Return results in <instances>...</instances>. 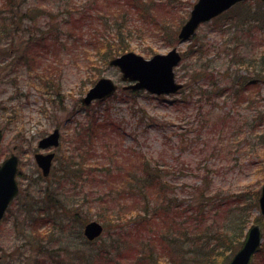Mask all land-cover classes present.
Segmentation results:
<instances>
[{
    "label": "trees",
    "instance_id": "obj_1",
    "mask_svg": "<svg viewBox=\"0 0 264 264\" xmlns=\"http://www.w3.org/2000/svg\"><path fill=\"white\" fill-rule=\"evenodd\" d=\"M96 1L97 4L93 3L91 8L76 3V0L71 3L54 1L53 10L57 15L51 13L52 18L72 26L66 38L55 31L60 28H55L49 18V24L42 26L51 30L49 33L37 27L41 22L40 16L20 19V13L16 11H21V8L15 7L14 0L9 1L0 11V46L3 42L12 46L18 43L17 48L23 51L24 57L17 64L29 72L40 62L42 55L36 49L41 48L50 55L56 52V48L75 54L83 52L81 55L87 71L100 72V63L107 66L111 58L132 48L130 36L146 39L151 33L167 28L170 38L176 37L179 26L188 16L179 10L177 20L171 18L172 9H178L173 0ZM252 2L260 14L252 11V3L247 1L214 20L227 19L218 32L228 38L224 52L229 60L222 64L209 61L206 57L211 54L210 45L199 43L198 49L194 50L198 53L199 63L190 75L193 83H185L181 90V94L188 91L189 98L172 101L176 107L182 106L196 115L195 139L192 140L194 150L200 149L209 155V159L227 150L230 156L228 173L249 171L252 174L244 190L216 188L215 179L223 175V167L218 163L189 167L186 177L192 178L190 182L183 181L182 177L175 178L179 172H171L165 163L159 164L155 154L145 153L142 149L136 153L137 147L123 146L118 138L126 136L125 129L107 114L103 119L93 117L90 129L77 149V157L63 154L62 162H74L73 169L68 168L69 164L60 169L61 189L55 188V192L46 195L44 204L48 206L43 207L40 202L34 205L31 215L42 219L43 224L51 217L55 206L68 210L66 204L70 202L74 206L84 205L86 224L90 221V211L94 209L96 217L105 225L107 238L102 243L109 247L108 251L100 254L110 257V261L106 258L109 262L123 249L125 235L131 233L128 226L140 224L139 230L144 232L146 225L145 253L137 254L136 264H227L252 223H260L264 229V218L254 217L264 182V3ZM118 5L122 12L113 11ZM38 7V4L30 6L26 12ZM65 11H69L68 16L64 15ZM173 21H176L175 26H171ZM95 22L102 31L93 33L94 40L79 46L75 42V45L65 42L79 40L84 36L85 27H92ZM258 34L260 51L254 42ZM49 37L53 39L51 43L48 42ZM93 51L99 59L94 55L89 59ZM191 55L186 53L184 59L188 60ZM8 58H13V55L9 53ZM53 59L52 63L56 65L57 58ZM51 65L46 67L47 71ZM54 88H58L56 84ZM223 106L228 107L231 113L224 125L223 117L218 115ZM102 139L105 142L99 144ZM126 162L128 168L124 166ZM178 179L182 181L176 183ZM88 181L91 184L84 183ZM196 182H200L196 187L188 185ZM68 185L74 191H79V186L83 193L87 191L80 197L84 200L75 199L76 195L67 192ZM90 196H96L94 206L89 201L93 199ZM76 217L81 222L80 216ZM111 223L114 224L113 230L117 228L116 235L108 237ZM36 228L38 230L42 226L36 225ZM62 252H65L64 248ZM81 259L88 264L100 260L105 262L99 254ZM256 261V264H264V243Z\"/></svg>",
    "mask_w": 264,
    "mask_h": 264
},
{
    "label": "rangeland",
    "instance_id": "obj_2",
    "mask_svg": "<svg viewBox=\"0 0 264 264\" xmlns=\"http://www.w3.org/2000/svg\"><path fill=\"white\" fill-rule=\"evenodd\" d=\"M9 1L13 0H0V11L8 5ZM54 1L61 0H14L15 7L17 9L18 7L21 8V11L19 9L16 11V13L19 11L20 19L29 20L35 18V16H40L41 22L37 27H41L43 31L49 33L51 30L43 28L49 24V21H47V18H49L50 23L55 24V28L61 29L55 31L62 33V37L66 38L72 26H66L60 23L57 18H52L51 13L54 16L57 15L56 10H53L55 8ZM73 1L75 0H63L64 3ZM173 1L178 9H172L171 18L177 20L176 14L179 10L188 14L187 18H189L191 4H193L192 0ZM252 1L254 0H251L252 11L259 13ZM76 3L85 4L91 8L93 3L97 4V1L76 0ZM35 4L39 6L36 10L26 12L30 6ZM113 9L117 13L123 10L119 5L116 9L115 7ZM9 10L7 8L8 13ZM17 20L18 16H16L15 22ZM213 21L201 25L194 38L182 43L178 40V36L170 38L167 28H164L163 31L151 33L146 39L145 37L140 39L136 35L130 36L131 50L146 59H150L157 54H167L175 47L182 55H186L188 52L189 55L192 53L188 60L183 59L181 65L176 69V75L177 81L184 85L187 82L193 83L190 75L191 70L199 63L197 61L198 53L194 52L195 49H198L199 43L210 45L211 54L206 57L209 61L222 64L229 60L224 52L228 38L223 37L218 32L221 24L226 22L227 19L220 22ZM175 25L176 21H173L171 26ZM83 30L84 28L82 32ZM95 31H102L97 22L94 23L93 27L88 25L83 32L84 36L79 40L70 42V39L65 42L72 45H75L73 44L75 42L78 44L76 46L85 45L86 41L91 42V40H94L93 33ZM256 38L254 42H257L256 46L260 51V34ZM17 45L18 43L10 48L3 42L0 46V128L4 131L0 163L12 153L20 157V175L18 179L22 189L21 196L11 205L1 222L0 264H83L84 261L81 257L89 258L97 254L103 257L105 262L100 260L95 261L94 264H134L136 252L131 247L137 245V242L133 239L143 234L139 230L140 224L128 226L131 233L127 232L125 235V246L115 253V257L109 262L108 258L110 257L107 258L100 254H104L109 249L106 246L107 244L102 243L103 239L107 238L106 234L95 243H88L84 238L83 215L86 211L84 206H74L67 202V212L62 208H58L52 211L51 217L43 224L42 219H37V217L31 215L33 206L38 202L43 207L48 206V204H44L48 191H55V187L61 189L59 185L60 169L62 167L65 169V165L68 164V168L73 169L74 164V162H62L63 152L70 154L73 158L76 157L74 147L87 135L90 123L94 120L93 117L103 119V115L105 117L109 114L113 119L118 120L121 127L125 129L126 135L119 137L118 141L129 148L137 147L135 149L136 153L142 149L145 153L155 154L159 164L165 163L168 168L170 167L171 172H179V175L177 174L176 177L171 176V178L182 177L183 181L190 182L192 178L186 177L190 171L189 167H196L200 163H203V165L218 163L219 167H223L221 170L223 175L215 179L214 185L216 188L224 189L225 187L229 190L233 187L235 191L239 192L244 190L251 181L252 174L249 171L233 172L232 174L230 171L228 173V159L230 156L227 150L223 151L222 155L209 159V155L203 154L200 149H198L199 152L193 149L195 113L191 111L186 113L182 107L179 111L177 107L169 103L174 99H188L190 95L188 91L183 94L180 91L173 96L161 97L145 91H141L138 95H132L122 89V86L127 84L121 82L122 73L118 68L100 63V72L98 70L87 71L85 61L83 62L84 56L81 55L83 52L75 54L59 48H56L54 50L56 52L51 55L43 52L42 48L36 49L40 50L42 58L40 62H37V66L29 72L25 67L17 64V61L13 58H10L11 61L5 59L9 53L17 49ZM93 55L95 59L98 58L93 51L90 60ZM53 58H57L58 63L56 65L53 63L51 65V62L54 61ZM48 65L51 66H49L50 70L47 71L46 67ZM95 67L98 69V66ZM223 68L225 70L227 65ZM187 71L190 72L187 74ZM101 78H108L119 84V91L114 96L101 102L93 103L90 106L82 105V98ZM55 84L58 87L56 89L54 88ZM218 115L223 117L222 124L224 125L229 121L231 113L228 107L223 106L218 110ZM211 116L212 113L208 118L211 119ZM57 128L61 130V145L55 150L58 159L54 163L52 176L44 179L36 164L34 155L40 151L38 149L39 140ZM104 142L105 140L102 139L99 144ZM216 143L218 142L216 141ZM219 147L221 148V144H219ZM124 166L128 168V163L126 162ZM181 179L176 180V183L181 182ZM84 183L91 184L89 181ZM199 183L188 185L196 187ZM94 184L96 185V183ZM80 185L84 186L83 183ZM49 186L51 187L49 188ZM70 187L73 189L72 186L68 185L67 192L70 191L71 194L76 195L75 199L84 200L80 197L87 191L83 193L80 186L78 187L79 191L78 189L74 191ZM255 214H259V211L255 210ZM76 215L80 216L81 222L77 220L79 217H76ZM89 216L90 221L102 222L99 217H96L94 209L90 211ZM128 224H130L129 221ZM36 225L42 226L41 229H38L39 232H37ZM109 225L111 231L108 237L116 235L117 228L113 230L114 224ZM145 237L146 225L142 240H145ZM63 248L66 253L62 252ZM74 250L76 251L75 256L70 257L69 252ZM78 257H80L79 261Z\"/></svg>",
    "mask_w": 264,
    "mask_h": 264
},
{
    "label": "water",
    "instance_id": "obj_3",
    "mask_svg": "<svg viewBox=\"0 0 264 264\" xmlns=\"http://www.w3.org/2000/svg\"><path fill=\"white\" fill-rule=\"evenodd\" d=\"M247 0H198L194 5L190 18L180 29L178 38L181 42L189 40L195 35L202 23L209 22L219 17L238 3ZM264 2V0H259ZM182 55L177 48H173L167 54H157L152 60H145L143 57L128 53L122 57L110 61V66L119 67L121 80L129 85L124 90L145 89L155 95L177 94L183 84L176 80L175 69L181 64ZM130 82H137L130 84ZM118 90V85L108 78H102L92 87L83 99L85 105H90L95 100L105 99L112 96ZM3 131L0 129V144L3 139ZM60 133L55 130L45 137L40 145L42 147L58 146ZM55 154L40 155L39 163L43 168L44 175L50 172ZM18 171V158L12 156L0 167V222L4 218L7 209L19 195V188L15 181ZM259 208L264 215V186L261 189ZM104 233V226L98 221H91L84 227V235L89 241H95ZM263 232L259 224H253L247 231L246 238L241 249L235 254L229 264H251L254 254L262 245Z\"/></svg>",
    "mask_w": 264,
    "mask_h": 264
},
{
    "label": "bare ground",
    "instance_id": "obj_4",
    "mask_svg": "<svg viewBox=\"0 0 264 264\" xmlns=\"http://www.w3.org/2000/svg\"><path fill=\"white\" fill-rule=\"evenodd\" d=\"M64 15H69V11H65V14ZM93 27V26H92ZM87 28V26L85 27V29ZM100 28H101V26H100ZM95 32H97V31H95ZM52 38L51 37H49V43H51L52 42ZM6 46H9L10 48L11 47H13L12 45H6ZM132 48H130L129 50H125V51H123V52H121V53H119L116 57L118 58V57H122V56H124V55H126V54H128V53H135V52H133V50H131ZM61 50V49H60ZM11 54L13 55V58H14V60H16V61H20V60H22V58L24 57V55H23V51H21V50H19L18 48L17 49H14L12 52H11ZM135 54H137V53H135ZM137 55H139V54H137ZM139 56H141V55H139ZM141 57H143V56H141ZM154 57V56H153ZM153 57L152 58H150V59H146L145 57H143L145 60H152L153 59ZM6 59V61H10V59L8 58V56L5 58ZM1 62V61H0ZM1 64H3V63H1ZM175 76H176V80H177V75H176V72H175ZM100 80V79H99ZM99 80L93 85V87L99 82ZM137 82H130V84H136ZM141 91H145L146 92V90L145 89H141V90H133V89H129V90H127V92L130 94H136V95H138V94H140L141 93ZM138 92V93H137ZM156 96H158V97H161V96H173V94L172 95H156ZM49 100H51V99H49ZM104 99H100L99 100V102H101V101H103ZM52 101V100H51ZM53 102V101H52ZM169 103L170 104H173L172 103V101H169ZM173 106H175L174 104H173ZM176 107V106H175ZM182 106H180V107H177L178 108V110L180 111V108H181ZM182 109L186 112V113H188L189 111H186V109L184 108V107H182ZM196 122V121H195ZM4 139V138H3ZM3 139H2V142H3ZM44 138H41L40 140H39V142H38V149L40 150L39 152H36L35 153V155H34V157H35V161H36V164H37V166H38V168H39V170L41 171V174H42V176H43V178L44 179H48V178H50L51 176H52V174H53V171H54V163L57 161V159H58V156H57V152L55 151V150H57L59 147H60V145H61V143L58 145V146H49V147H42L41 145H40V143H41V141L43 140ZM2 142H1V144H0V154H1V150H2ZM80 146H81V142H79L75 147H74V153L76 154V157H77V149H79L80 148ZM51 154H55V157H54V159H53V161H52V165H51V169H50V172H49V174L47 175V176H45L44 175V171H43V168L41 167V165H40V163H39V156L40 155H43V156H47V155H51ZM63 154H64V152H63ZM66 154V153H65ZM16 156L17 158H18V166L20 165V157L17 155V154H15V153H12V154H10V156L9 157H7L5 160H3L1 163H0V167H2L3 166V163L7 160V159H9V158H11L12 156ZM67 156H70V154H66ZM71 157V156H70ZM56 170V169H55ZM19 175H20V171H19V169H18V171H17V173H16V176H15V181H16V183H17V185H18V188H19V192H20V196H21V194H22V189H21V186H20V183H19ZM264 186V182H263V184L261 185V187H260V195H261V189H262V187ZM51 186H49V188H50ZM56 188V187H55ZM53 192H55V191H53ZM48 193H51L50 191H48ZM48 193H46V194H48ZM260 195H259V198H260ZM90 197H92L93 199H89V201H91L92 203H93V206L95 205V202H94V199H95V197L96 196H90ZM259 198H258V203H259ZM82 206H84V205H82ZM67 207V206H66ZM58 208H61L60 206H55V208H53L52 209V211H55V210H57ZM65 212H67L68 210H65L64 208H62ZM68 209V208H67ZM52 211H51V213H52ZM257 211H259V214H255V212H254V217H264V215L261 213V211H260V208H258V210ZM96 213H97V211H96ZM255 224H258V223H256L255 222ZM247 231H248V229L246 230V232H245V234H244V238H243V240H242V243H241V245H240V247L232 254V256L230 257V259H229V261H228V263L227 264H229L230 263V261L233 259V257L235 256V254L241 249V247H242V245H243V242H244V240H245V238H246V235H247ZM145 234V230H144V232H143V234L142 235H144ZM142 235H139V236H137L136 238H134L133 240H135L136 242H137V245L135 246V247H131L135 252H136V256H137V254L139 253V252H144L145 251V240H142ZM86 238V237H85ZM262 242H264V234H263V239H262ZM123 245L125 246V242L123 243ZM32 246H33V244H32ZM69 252V251H68ZM66 253V252H65ZM145 253V252H144ZM259 253H260V249L254 254V256H253V259H252V262H251V264H256V260H257V257H258V255H259ZM75 254H76V251L74 250V251H71V252H69V255H70V257H74L75 256ZM135 259H136V257H135ZM134 259V264H136V260ZM79 260H80V258H79ZM78 260V261H79ZM83 264H88V263H83Z\"/></svg>",
    "mask_w": 264,
    "mask_h": 264
}]
</instances>
